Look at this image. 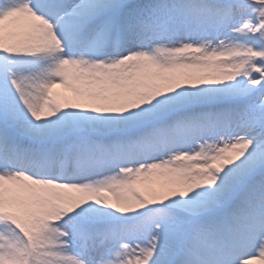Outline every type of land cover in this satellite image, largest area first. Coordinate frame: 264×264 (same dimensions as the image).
<instances>
[{
    "label": "snow or ice",
    "instance_id": "obj_1",
    "mask_svg": "<svg viewBox=\"0 0 264 264\" xmlns=\"http://www.w3.org/2000/svg\"><path fill=\"white\" fill-rule=\"evenodd\" d=\"M0 264H264V0H0Z\"/></svg>",
    "mask_w": 264,
    "mask_h": 264
}]
</instances>
